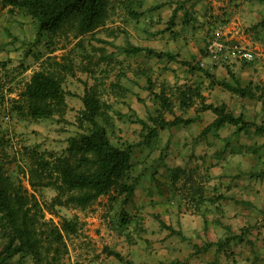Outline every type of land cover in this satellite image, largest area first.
Segmentation results:
<instances>
[{
    "label": "crops",
    "instance_id": "0c3cea01",
    "mask_svg": "<svg viewBox=\"0 0 264 264\" xmlns=\"http://www.w3.org/2000/svg\"><path fill=\"white\" fill-rule=\"evenodd\" d=\"M118 5L133 8L113 26L116 34L118 26L126 31V37L116 38L123 64L142 75L135 80L140 86L130 88L139 95L126 93L119 109L122 120L107 128L115 144L134 146L131 170L136 173L129 221L114 230L119 240H113L112 250L131 264H264V133L228 124L211 128L216 116L198 111L201 103L224 104L232 112L230 101L240 107L246 102L218 86L210 89L203 73L232 83L231 73L241 86L247 85L238 75L246 70L238 71V50L264 44V0H121ZM173 11V26L166 30ZM5 19L4 29L12 30L15 20L8 14ZM17 39L6 32L1 42L4 71L20 55L17 46L24 37ZM130 47L176 57L158 60L145 51L130 53ZM154 63L156 71L151 70ZM147 83L156 87L154 94L162 90L169 97L170 109L161 111L166 122L175 117L192 122L149 136L140 121L151 125L149 119L160 106L144 87ZM189 86H200L201 97L184 106L177 96ZM82 91L77 94L78 111ZM141 97L146 101L140 102ZM69 101L67 97L68 106ZM192 183L198 191L187 197L190 203L185 206L183 191L174 185L184 184L187 190ZM102 215L107 218L111 211ZM113 259L101 257L99 263L125 264Z\"/></svg>",
    "mask_w": 264,
    "mask_h": 264
},
{
    "label": "rangeland",
    "instance_id": "374dc122",
    "mask_svg": "<svg viewBox=\"0 0 264 264\" xmlns=\"http://www.w3.org/2000/svg\"><path fill=\"white\" fill-rule=\"evenodd\" d=\"M119 1L121 0H109L106 16L99 26L94 32L82 36L75 34V21L66 23L53 35L44 33L37 36L31 18L16 10L9 13V9L6 11L0 3V45L6 32L8 36L18 38L17 41L24 37L17 46L20 55L17 58L13 57L12 65L8 63L9 70L4 71L6 63L2 51L0 52V90H2L0 94L4 98V104L0 102V169L7 172L5 176H9L11 183H21L33 196L29 203L35 230L32 237L37 242L34 253L17 254L8 264H101L99 263L101 257L108 258L106 250H112L113 240L115 242L119 240V236L114 231L117 225H124L129 221L128 208L132 207L131 191L120 193L117 186L81 209L66 204V198L78 194L76 191L66 192V190H58L56 186L44 187L45 184H51L48 182L54 179V166L61 162L66 163V160L72 165L78 163V156H71L66 152L68 136L80 132L76 127L78 95L74 97L73 94L81 92L84 86H93L95 94L103 103V112L112 105L115 108L112 116L117 118L121 116L118 119L120 121L124 115L119 109L124 102L120 101L118 104L116 103L118 98H115L119 95L124 98L128 91L133 92L130 90L131 85L140 86L135 80L142 74L126 68L120 54L122 47H118L116 43L119 35L122 39L126 37L123 27L118 26L117 34L113 27L115 23H122L121 20L126 15L124 5H118ZM128 9L133 8L129 6ZM5 14L15 20L12 30L4 29ZM249 50L254 52L255 59L248 64L239 62L241 63L239 73L240 69L246 70L243 75H238L245 81L244 83L250 85L249 91L255 97L245 99L246 102L242 103V107L237 101H230V104L236 110L232 111L234 116L242 115L246 121L259 126L263 122L262 113L259 111L262 105L257 100L264 102V44L252 46ZM152 66L151 70H158L157 64L154 63ZM42 67L61 81L65 93L70 92L68 101L70 98L69 103H72L70 106L67 105V111L65 110L63 116H55L47 120H31L26 116L21 121H17L8 113L11 101L17 99L19 90L31 74ZM147 86L152 85L144 84L145 88ZM151 90L153 92L156 87L153 86ZM133 94L139 95L134 92ZM139 100L143 103L146 98L141 97ZM207 156L205 155L204 159L208 158ZM37 157L38 160H47L52 165L47 170L48 174L45 173L39 180L33 179L34 182L43 184L35 183L32 186L28 180L32 178L30 170L36 171L32 160ZM56 157L61 161H56ZM76 168L79 171L83 169V167ZM135 174L134 169L130 170L127 180L136 179ZM121 182L126 183L125 179ZM188 185L187 190L184 184L178 187L174 185L175 190L183 191L180 199L185 201V206L190 203L187 197H192L191 195L198 191L194 190L193 183ZM0 186H3L1 181ZM108 210L111 211V215H106V218L102 214ZM66 221L75 228L74 232H66ZM112 235L117 236L111 239ZM9 237V228L0 226V249Z\"/></svg>",
    "mask_w": 264,
    "mask_h": 264
},
{
    "label": "trees",
    "instance_id": "16d2710c",
    "mask_svg": "<svg viewBox=\"0 0 264 264\" xmlns=\"http://www.w3.org/2000/svg\"><path fill=\"white\" fill-rule=\"evenodd\" d=\"M108 2L109 0H2V7L8 8L9 13L16 10L31 18L37 36L44 33L53 35L70 21L76 23L75 34L82 36L94 32L99 26L101 20L106 16ZM125 9L128 13L131 12L126 6ZM174 11L166 30L173 26ZM140 51H145L146 55L158 60L172 61L176 57L170 53L154 52L137 47L128 49L130 53ZM180 63L191 67L193 71L201 70L198 65L192 67L190 62ZM203 74L210 80L208 85L210 89L218 86L241 99H253L255 97L249 91L250 85L247 84L248 87L246 85L241 86L234 74L228 73L232 83L218 82L213 75L207 72ZM147 88L151 91L152 98L159 101L160 106V109L156 110V115L149 119L151 125L140 121L143 127L146 126L149 129V136H156L158 130L167 127L192 122L191 119L182 120L178 117L166 122L161 111L170 109L169 97L165 95L166 92L164 91L154 94L151 90L152 86H147ZM82 90V96L80 97L82 108L78 111L76 118V127L80 132L77 135L68 136L66 140V152L71 156H78V163L72 165L66 160V163L61 162L54 166V179L48 182L51 184H45L46 186H44H56L58 190H66V192L76 191L78 194L66 198V204L81 209L98 197L108 194L117 186L120 193L131 191V197L134 187V181L127 180L133 164L134 146L128 143L118 146L107 133V128L111 127L114 120L121 118V116H118L119 118L112 116L113 109H115L112 105L108 106L103 112V103L99 96L95 94L93 86H84ZM65 95L67 98L71 94L67 91L65 93L61 81L49 70L42 67L34 71L23 84L17 94V99L11 101L8 113L10 117L14 116L17 121H21L26 116L31 120H47L55 116H63L68 107L65 102ZM73 95L77 97V94ZM177 97L182 105L188 106L189 103L191 105L192 98L201 97L200 86L195 88L189 86L181 91ZM115 99H117L116 103L120 104L123 96L119 95ZM257 101L261 102V111L264 116V102L260 99ZM0 102L4 104V98L1 94ZM198 111H210L216 116L210 126L211 128L217 129L224 124H228L235 126L239 131L254 128L256 133H264V121L259 126H255V124L246 121L242 115L234 116L224 104L213 106L212 104L201 103ZM55 159L61 161L57 157ZM32 161V164L36 166V171L30 170L32 178L28 181L32 186L35 183L42 185V182H34L33 179H41L52 164L47 160H38V157ZM76 167H83V169L79 171ZM5 173L7 174V172L0 169V181L3 185L0 186V226L4 225L9 228L10 237L0 249V264H8L17 254L34 253L33 250L37 243L32 237L35 230L29 203L33 196L28 193V190L21 183H11L9 176L6 177ZM123 179L126 183L121 182ZM65 229L66 232L75 231V228L70 226L67 221ZM106 254L114 257L119 262L131 264L113 250H106Z\"/></svg>",
    "mask_w": 264,
    "mask_h": 264
},
{
    "label": "built area",
    "instance_id": "2783aa9c",
    "mask_svg": "<svg viewBox=\"0 0 264 264\" xmlns=\"http://www.w3.org/2000/svg\"><path fill=\"white\" fill-rule=\"evenodd\" d=\"M223 47L221 46H218V50L221 51ZM238 58L240 60H242V62L244 63H249V62H252L254 61L255 59V54L253 51L251 50H247V49H241V50H238Z\"/></svg>",
    "mask_w": 264,
    "mask_h": 264
}]
</instances>
